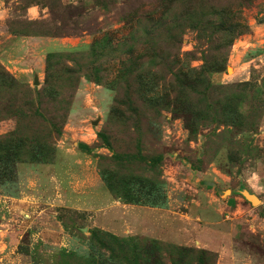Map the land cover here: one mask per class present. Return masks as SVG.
Masks as SVG:
<instances>
[{
	"label": "rangeland",
	"instance_id": "rangeland-1",
	"mask_svg": "<svg viewBox=\"0 0 264 264\" xmlns=\"http://www.w3.org/2000/svg\"><path fill=\"white\" fill-rule=\"evenodd\" d=\"M108 237L264 264V0H0V264H125Z\"/></svg>",
	"mask_w": 264,
	"mask_h": 264
},
{
	"label": "trees",
	"instance_id": "trees-1",
	"mask_svg": "<svg viewBox=\"0 0 264 264\" xmlns=\"http://www.w3.org/2000/svg\"><path fill=\"white\" fill-rule=\"evenodd\" d=\"M108 240L110 242L112 240V241H114V243H117V244L120 242V246H119V244L117 246H118V248H120V249L122 248L124 250L122 252L123 254L121 253L119 257H120V259L122 258L124 260L125 264H129L130 259H134L135 257H139L138 254H142L141 249H143L142 248L143 246L137 244L136 241L132 242L126 238H113V237H108ZM150 246H148V247H150ZM120 251H122V250H120ZM144 253H147V251H144ZM113 257H115V256H113ZM128 257L129 258L132 257V258L126 260ZM139 258H141V257H139Z\"/></svg>",
	"mask_w": 264,
	"mask_h": 264
},
{
	"label": "crops",
	"instance_id": "crops-1",
	"mask_svg": "<svg viewBox=\"0 0 264 264\" xmlns=\"http://www.w3.org/2000/svg\"><path fill=\"white\" fill-rule=\"evenodd\" d=\"M25 38H26V37H25ZM19 39H20L19 41H16V42H17L16 44H17V45H20V46H21V45L23 46L24 41L28 42V39H29V41H31V40H32V41H36V40H37V37L26 38L27 40H26V39L24 40L22 37H20ZM75 161L78 162L77 164H78L80 167H82L83 170L85 169V167H86V166L84 165V164L86 163L85 158H81V159H77V158H76ZM82 161H83L84 163H83ZM73 166L77 167L76 164H74ZM45 169L48 170V171H46V172H49L50 167H46V166H44V170H45ZM81 170H82V169H81ZM67 175H68V174L65 175V173H63V177H64V178H66ZM69 177H70V176H69ZM41 180L44 181V182H47V181H48V175H43V174H42L41 176H39V177H38V181L41 182ZM64 180H65V179H64ZM89 187H90V190H89V191L92 193V192H93V187H92V185H89ZM86 188H87V187H86ZM227 202H228V201H227ZM229 202H230V201H229ZM231 202H232V201H231ZM155 227H156V226H154L153 228H155ZM159 227H160V228H159V229H160V231H159V232H160V236H162L163 238H166L167 240H171V241H173V240L171 239V237L174 239V238H175L174 236H176L175 233L173 232V229H169V228L167 227L168 229L166 230L165 228H163V227H161V226H159ZM175 242H176V241H175Z\"/></svg>",
	"mask_w": 264,
	"mask_h": 264
},
{
	"label": "water",
	"instance_id": "water-1",
	"mask_svg": "<svg viewBox=\"0 0 264 264\" xmlns=\"http://www.w3.org/2000/svg\"><path fill=\"white\" fill-rule=\"evenodd\" d=\"M244 196H245L246 199H248L250 201L251 204L256 203L255 202L256 200L258 201V199L255 196H253V195H249L247 193H244Z\"/></svg>",
	"mask_w": 264,
	"mask_h": 264
}]
</instances>
